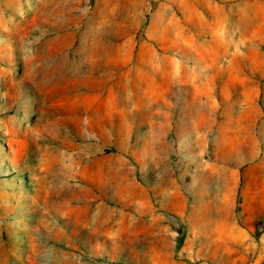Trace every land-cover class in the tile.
Returning a JSON list of instances; mask_svg holds the SVG:
<instances>
[{
	"label": "rangeland",
	"instance_id": "1",
	"mask_svg": "<svg viewBox=\"0 0 264 264\" xmlns=\"http://www.w3.org/2000/svg\"><path fill=\"white\" fill-rule=\"evenodd\" d=\"M0 264H264V0H0Z\"/></svg>",
	"mask_w": 264,
	"mask_h": 264
}]
</instances>
